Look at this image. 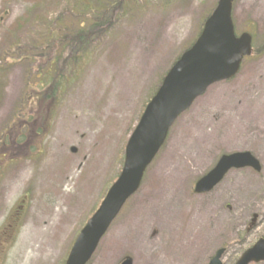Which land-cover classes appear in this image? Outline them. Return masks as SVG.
Segmentation results:
<instances>
[{
	"label": "rangeland",
	"instance_id": "1",
	"mask_svg": "<svg viewBox=\"0 0 264 264\" xmlns=\"http://www.w3.org/2000/svg\"><path fill=\"white\" fill-rule=\"evenodd\" d=\"M123 1L124 14L83 70L73 56L69 66H53L49 60L57 54H43L48 57L41 72L73 77L54 99V120L37 149L5 140L12 119L39 88L31 61L5 65L0 58V160L14 161L0 163V225L30 194L23 224L0 264L65 263L79 231L118 178L142 112L218 2ZM31 9L26 0H0V52L24 34L18 26ZM233 19L238 35H253L256 54L176 121L140 190L89 264H119L127 256L134 264H209L223 246V263L233 264L264 238V0H235ZM45 28V36L52 34ZM26 53L39 61L43 51ZM245 151L260 161V173L232 170L209 194L193 192L222 155Z\"/></svg>",
	"mask_w": 264,
	"mask_h": 264
},
{
	"label": "water",
	"instance_id": "2",
	"mask_svg": "<svg viewBox=\"0 0 264 264\" xmlns=\"http://www.w3.org/2000/svg\"><path fill=\"white\" fill-rule=\"evenodd\" d=\"M234 0H219L206 20L195 44L187 50L165 76L148 103L125 149L122 171L107 192L99 209L76 239L66 264H87L127 200L139 189L144 174L164 145L170 128L207 89L232 79L245 57L252 55L253 38L237 37L232 19ZM73 152H76L74 149ZM262 166L250 152L224 155L217 165L195 185V193L212 191L232 169ZM225 249L217 251L209 264H222ZM264 262V238L246 250L235 264ZM121 264H133L126 259Z\"/></svg>",
	"mask_w": 264,
	"mask_h": 264
},
{
	"label": "trees",
	"instance_id": "3",
	"mask_svg": "<svg viewBox=\"0 0 264 264\" xmlns=\"http://www.w3.org/2000/svg\"><path fill=\"white\" fill-rule=\"evenodd\" d=\"M26 1L31 3L32 9L28 11L29 17L27 15L25 21L20 24L21 27L18 26L21 30L23 29L24 34L16 38L15 41L7 44L5 48L1 50L0 58L5 65L11 63V60H13V63L31 61V72H34V79L39 85V88L34 89L29 98V100L34 101V111L40 116L33 118L45 119L48 125H50L55 112L54 99L63 95L65 88L68 86V81L73 75L68 76V74H66L60 76L58 72L48 69L41 72V62L45 61L48 57L43 54L49 52L57 54L52 60H49V63L51 62L53 66H63L64 62L66 63L67 61L69 66L71 62L69 58L73 56L76 67L79 68L81 66L80 69L83 70V67L91 60L96 47L104 39L106 40L109 37L111 26L114 25L118 17L124 14L126 7L123 0ZM129 2L131 1L129 0ZM44 27H46L45 31L47 33L53 31L52 34L45 36L43 32H41ZM202 28L203 25L199 33ZM31 31L34 34L28 35ZM35 34L39 35L40 43L38 40H34ZM26 40L30 41H27V44H25ZM192 44L193 43H191L190 46ZM36 49L43 51L42 54H39L40 60L37 61L38 56L36 55H31L30 58H27L28 54L26 52ZM255 54L256 51L254 50L253 55ZM84 61H86L85 64ZM74 81L75 80H72V82ZM44 84L46 85L44 86ZM29 106L31 105L29 104ZM41 127L42 128L39 129L40 144L43 141L41 136L43 138V136L47 134L44 129L45 125ZM33 129L34 126L31 123L25 136H19V143H25L28 139L27 137L33 135Z\"/></svg>",
	"mask_w": 264,
	"mask_h": 264
},
{
	"label": "flooded vegetation",
	"instance_id": "4",
	"mask_svg": "<svg viewBox=\"0 0 264 264\" xmlns=\"http://www.w3.org/2000/svg\"><path fill=\"white\" fill-rule=\"evenodd\" d=\"M24 110H26V112L24 114H19L16 119L14 118L13 121L11 122L10 126L7 128V131L10 132L11 135L9 136L8 139H6V143L7 142L9 143V141H12L14 144H18V145L27 144L28 146H29V144L32 143V145H30V147L37 149L39 144H40L39 143V140H40L39 129L41 128L42 125H45L44 129L47 130L48 122L45 119L43 120L41 118H39V119L33 118V117L38 116V114H36V112L34 111L35 110L34 107H27L26 106V108ZM31 121H34V122H31ZM42 121H43V124L41 125ZM31 123L34 125V129L32 131L33 135L30 137H27L28 139L26 140L25 143H19V141H18L19 136H25L26 132L29 130V128L31 126ZM15 133H17L16 140L13 137V135ZM30 156L31 155H29V154L26 155L25 159L29 158ZM0 163L12 164V163H14V161L7 162L4 159H2V160H0ZM8 165L9 164H5L4 168H7ZM3 172H4L3 169H1L0 173L2 174ZM0 178H1V175H0ZM222 182L223 181H221L219 184H221ZM18 201H19V204H18L17 208H15L13 213H10L2 221V224L0 225V259H2L4 252H5V249L8 248L10 242L16 236L19 228L23 224V219L25 218V216L27 214L28 207H30V194H29V192L24 193L22 198ZM221 248H224L227 250V248L225 246H223ZM226 252L227 251H225V253H224V257L226 255ZM123 259H124V257L120 260L119 264L121 263V261Z\"/></svg>",
	"mask_w": 264,
	"mask_h": 264
},
{
	"label": "bare ground",
	"instance_id": "5",
	"mask_svg": "<svg viewBox=\"0 0 264 264\" xmlns=\"http://www.w3.org/2000/svg\"><path fill=\"white\" fill-rule=\"evenodd\" d=\"M256 110V112H257V109H255Z\"/></svg>",
	"mask_w": 264,
	"mask_h": 264
}]
</instances>
